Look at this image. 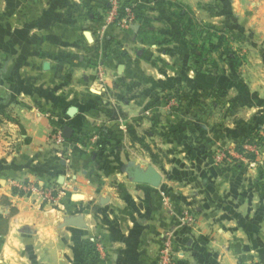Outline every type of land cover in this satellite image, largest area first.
I'll return each instance as SVG.
<instances>
[{"label": "crops", "instance_id": "1", "mask_svg": "<svg viewBox=\"0 0 264 264\" xmlns=\"http://www.w3.org/2000/svg\"><path fill=\"white\" fill-rule=\"evenodd\" d=\"M141 1L152 24L169 25L168 35L181 40L165 0ZM179 1L193 10L214 6L213 0ZM214 1L233 19L248 17L256 33L264 36V0ZM12 2L13 9L27 8L28 14L18 13L12 30L0 34L9 48V59L3 56L5 68H0V136L5 144L0 146V217L8 219L0 232V264H155L158 235L168 227L180 235L187 264H264V209L253 188L246 196L247 209L241 208L244 203H229L216 220L202 217L197 228L181 231L174 216L163 214L155 204L158 188L133 182L132 171H144L149 163L145 166L126 152V139L130 145L137 141L130 135L132 128L124 130L129 138L116 150H92V137L112 119L104 109L132 121V104L146 102L150 91L171 79L147 76L139 63L152 55L148 47L158 48L165 31L152 25L160 41H142L136 21L120 29L106 28L103 37L109 49L101 53L99 10L104 0ZM97 57L105 61L104 85L94 77ZM5 106L13 111L4 112ZM66 127L68 135L63 133ZM58 129L61 142L54 141ZM22 181L59 187L60 209L17 193L12 183ZM95 236L103 247L96 261L86 249Z\"/></svg>", "mask_w": 264, "mask_h": 264}, {"label": "rangeland", "instance_id": "2", "mask_svg": "<svg viewBox=\"0 0 264 264\" xmlns=\"http://www.w3.org/2000/svg\"><path fill=\"white\" fill-rule=\"evenodd\" d=\"M169 1L182 4V12L187 11L188 7L189 15L196 21L223 32L240 65L234 66L230 60L219 59V53L208 55L196 51L192 54V46L183 38L179 40L168 35L172 34L169 25H154L151 22V25L165 31L160 35L162 42L159 40L158 48L148 47L147 51L153 52L150 57L146 54L148 60L137 61L147 76H171V79H165L157 91H150L146 102L132 104V121L124 120L112 108L104 109L107 115L112 114V119L101 124L90 144L95 154L116 150L119 142L128 137L124 135V130L132 128L158 163L152 164L153 158L149 152L150 158L147 157L148 162H145L147 151L138 141L130 145L126 139V152L143 165L149 163L148 166H154L161 174L162 180L155 187L158 188L155 204L163 214L174 216L180 230L187 232L197 228L202 217L207 220L219 218L226 204L239 206L244 203L241 208L247 209L250 197L246 196L252 188L255 196L260 195L258 204L260 202L261 209H264V36L256 33L254 26L248 23V17L233 19L232 13L220 8V3L214 0L211 3L213 7L195 10L179 0ZM12 3V0H0V34L12 30L13 20L18 13L27 17V8L13 9ZM173 10L179 11L174 7ZM105 11L104 0L99 10L101 22ZM110 27L122 28L118 25ZM100 36L97 50L104 53L109 48L104 34ZM225 45L223 43L221 49ZM8 49L0 39L2 69L6 65L3 56H6L5 60L9 59L5 51ZM131 54L134 59V52ZM104 63L103 57L95 59L94 77L99 85H104L107 79ZM3 76L0 70V103L3 100ZM12 111L5 106L4 112ZM58 132L63 137L62 130L58 129ZM0 139L2 147L5 145L2 142L4 136H0ZM28 184L36 191L23 189ZM12 185L20 195L32 197L34 203L60 209L59 187L40 186L28 181L14 182ZM41 190H53V198L44 199L39 193ZM184 211L194 217L190 226L181 219ZM4 227L0 226L2 230ZM217 227H220V223ZM167 232L172 233L174 264H187L190 259L182 253L184 246L179 240L180 235L171 227L163 229L158 235L155 264H160ZM56 233L59 235L57 230ZM23 235H20L22 242L27 240V235ZM101 243L100 238L95 236L86 245L94 261L102 255Z\"/></svg>", "mask_w": 264, "mask_h": 264}, {"label": "trees", "instance_id": "3", "mask_svg": "<svg viewBox=\"0 0 264 264\" xmlns=\"http://www.w3.org/2000/svg\"><path fill=\"white\" fill-rule=\"evenodd\" d=\"M165 3L168 8L169 14L176 20L181 38H183L188 44L192 46V54H194L196 51L207 53L208 55L219 53V59L221 58L230 60L233 62L234 66L240 65V61L235 58V54L229 47V42L223 35V32L207 27L206 25L196 21L193 16L189 15L188 7H186L187 11L182 12V4L169 0H165ZM124 6L130 7V10L134 15V21L138 23L137 35L142 41L159 40V36L155 35L154 31L151 29L152 18L148 15L146 9L147 6L143 1L137 2L135 4L124 2ZM173 7L178 8L179 11L173 10ZM122 12L123 10H121V14ZM223 43H225L226 45L223 49H221ZM231 55L234 56L232 57ZM130 135L132 137V140H137L147 152L150 151L147 145L143 143L142 138L136 137L135 131L132 130L130 132ZM70 139L74 142H79V138H77L76 136H72ZM149 154L153 158V162L158 163V160L155 158V156L150 152ZM6 220V218L0 217V226H5L3 230L0 228V232L2 233L6 230L7 227Z\"/></svg>", "mask_w": 264, "mask_h": 264}, {"label": "built area", "instance_id": "4", "mask_svg": "<svg viewBox=\"0 0 264 264\" xmlns=\"http://www.w3.org/2000/svg\"><path fill=\"white\" fill-rule=\"evenodd\" d=\"M106 11L103 15L101 28L99 34L102 35L104 30L110 26L118 25L120 27H125L127 24L134 22V15L130 10V7L124 6L121 0H105ZM121 10H123L121 14ZM55 140L57 142L62 141V137L59 133L55 135ZM29 191H36L34 187L28 184L27 188ZM40 195L47 200L53 198V190H41ZM181 219L184 224L190 226L194 222V217L187 211L182 213ZM172 233L167 232L165 234L164 247L162 250V256L160 258V264H174L175 251L171 246Z\"/></svg>", "mask_w": 264, "mask_h": 264}, {"label": "water", "instance_id": "5", "mask_svg": "<svg viewBox=\"0 0 264 264\" xmlns=\"http://www.w3.org/2000/svg\"><path fill=\"white\" fill-rule=\"evenodd\" d=\"M69 129L66 127L64 128V134L68 135ZM133 182L138 184H146L149 186L157 187L161 180L162 176L157 171L154 166L149 165L144 171L134 169L132 171Z\"/></svg>", "mask_w": 264, "mask_h": 264}]
</instances>
